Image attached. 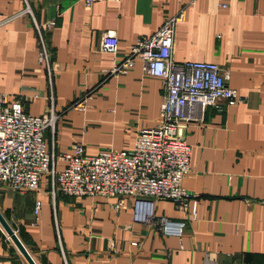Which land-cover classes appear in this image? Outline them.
<instances>
[{
    "label": "crops",
    "instance_id": "obj_1",
    "mask_svg": "<svg viewBox=\"0 0 264 264\" xmlns=\"http://www.w3.org/2000/svg\"><path fill=\"white\" fill-rule=\"evenodd\" d=\"M218 3L31 0V15L21 14L24 0H0V22L12 18L0 28V96L21 99L32 115L54 108L55 133L48 129L45 140L56 154L77 143L88 155L129 151L138 131L157 123L163 82L141 59L126 74L112 69L179 11L171 59L218 64L243 98L220 100L177 127L190 148L182 183L196 200L195 216L162 199L155 214L183 222L181 236L135 221L133 198L117 209V197L54 198L45 178L37 190L0 186V210L37 264H264V0ZM108 33L119 39L116 54L100 49ZM0 264H29L1 224Z\"/></svg>",
    "mask_w": 264,
    "mask_h": 264
},
{
    "label": "built area",
    "instance_id": "obj_2",
    "mask_svg": "<svg viewBox=\"0 0 264 264\" xmlns=\"http://www.w3.org/2000/svg\"><path fill=\"white\" fill-rule=\"evenodd\" d=\"M23 13L33 15L31 0H24ZM99 0H84L91 6ZM119 1V0H111ZM225 7L224 0H218ZM183 12L165 17L151 36H143L131 46L127 55L115 64L112 73L126 74L136 59L143 60L145 72L163 82V95L157 123L143 127L137 133L132 150L108 149L88 155L84 145L77 143L70 153L56 154L48 149L45 134L55 133L58 115L54 108L43 115L27 112L21 99L0 96V186L13 191L37 190L48 179L54 198L59 196L117 197L122 209L125 198H133L134 220L156 224L163 234L181 236L184 223L155 214L157 200H170L195 216L194 195L183 187V179L190 172V148L177 134L182 121H191L220 100L240 102L239 92L227 85L228 74L212 62H174L176 23ZM7 18L0 22V28ZM42 41L41 58L49 66L50 86L54 70L43 40L42 26L35 23ZM55 25L50 21L46 28ZM119 39L106 34L100 49L116 54ZM80 107L82 102L77 101ZM58 162L64 163L63 167ZM40 202L36 212L40 210Z\"/></svg>",
    "mask_w": 264,
    "mask_h": 264
},
{
    "label": "water",
    "instance_id": "obj_3",
    "mask_svg": "<svg viewBox=\"0 0 264 264\" xmlns=\"http://www.w3.org/2000/svg\"><path fill=\"white\" fill-rule=\"evenodd\" d=\"M0 224L4 228L5 232L8 234L9 238L14 242V244L17 246V248L20 250L22 255L25 257L27 262L29 264H37L30 252L27 250L23 242L20 240L19 236L15 232V230L12 228L10 223L7 221L5 216L0 210Z\"/></svg>",
    "mask_w": 264,
    "mask_h": 264
}]
</instances>
